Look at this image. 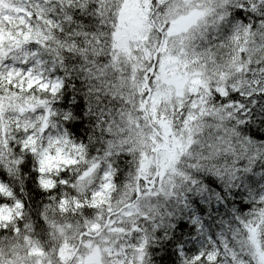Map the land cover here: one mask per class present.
I'll return each mask as SVG.
<instances>
[{"label": "snow or ice", "instance_id": "snow-or-ice-1", "mask_svg": "<svg viewBox=\"0 0 264 264\" xmlns=\"http://www.w3.org/2000/svg\"><path fill=\"white\" fill-rule=\"evenodd\" d=\"M0 264H264V0H0Z\"/></svg>", "mask_w": 264, "mask_h": 264}]
</instances>
